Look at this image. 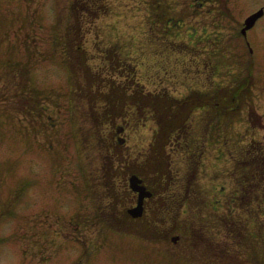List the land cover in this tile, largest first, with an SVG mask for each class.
<instances>
[{"label":"rangeland","instance_id":"rangeland-1","mask_svg":"<svg viewBox=\"0 0 264 264\" xmlns=\"http://www.w3.org/2000/svg\"><path fill=\"white\" fill-rule=\"evenodd\" d=\"M160 2L179 25L161 24L154 0H0V264H205L187 238L171 240L177 232L163 224L162 201L152 214L161 224L155 231L116 216L130 204L118 194L142 162L135 154L159 124L128 117L124 106L137 88L124 81L123 63L113 60L114 68L106 57L121 52L145 91L211 93L214 81L225 86L228 72L247 68L252 45L251 100L216 131L206 125L214 120L208 109V135L199 133L208 139L200 181L228 188L229 179L216 177L238 168L229 147L244 146L237 138H254V149L264 141V16L248 32L251 45L240 34L264 0ZM215 51L231 65L214 68ZM116 138H125L120 147ZM216 209L202 207L194 220L219 218L223 206ZM178 220L187 231L194 222L184 212ZM202 237L205 255H214Z\"/></svg>","mask_w":264,"mask_h":264},{"label":"trees","instance_id":"trees-1","mask_svg":"<svg viewBox=\"0 0 264 264\" xmlns=\"http://www.w3.org/2000/svg\"><path fill=\"white\" fill-rule=\"evenodd\" d=\"M154 1L159 2L157 6L158 8H163L160 12L161 15L158 20L161 24L164 23L170 26H176L180 23V21L169 17V13L166 12V7L160 2L161 0ZM195 6H197V4ZM127 66L125 65V67ZM126 71L129 74L130 70L128 68H126ZM134 74L135 70L133 69L130 72L129 79L134 78ZM249 75L250 74L248 73L245 76L238 75L227 85L222 86L219 84V86H217L223 87V94L226 97H223L222 101H219L214 96L212 97L211 101L216 103V112L230 113L229 111L233 112L237 109L236 101L239 102L240 97L244 95L245 90L247 92L249 89ZM191 100L192 97L178 98L167 93L142 95V101L140 102L141 109H137L136 111L140 110L139 112L143 117L152 115L159 124V129L152 143L151 151L141 164L140 171L146 177L161 176L166 182L167 176L169 177L170 173L172 174L171 178L174 177L173 174L180 176L181 170L175 167V163L177 162H175L176 160L173 162V159L171 158L172 150L178 151L179 153L181 152V161L187 165L184 166L185 168L198 167L192 157L194 149L193 138L188 137L189 126L192 123L189 116L196 106L203 103L201 101H194L191 103ZM218 103H225L229 111L225 109V107L218 108ZM200 121H202V119ZM162 135H164V138H161ZM252 144L253 143H250L249 145L241 148V152L248 155L243 156L241 160L242 162H246V166H242L241 163L239 164L241 182L242 184H245L244 186L246 187V189L241 192L242 195H247L250 183H252L253 186L258 184L261 185L264 179L263 165L261 163L262 150H254V148H252ZM168 147L170 150H168ZM156 184V182L153 183L155 186ZM155 189L161 190L163 188L161 185H158ZM252 191L253 195H249L247 197L254 200V202L251 201L245 205L242 204L239 206V208H242L240 213L239 211L234 212L233 209L229 207L226 212L227 215L223 216L220 221L217 217L210 216L209 218H205L204 231L209 240L210 238L214 240L215 237L218 238L216 235L217 231H215V229L221 226V231H224L226 234L222 237L224 240L222 249L213 245V249L216 252H222V255L229 257L231 242L233 239H236L240 248L243 249V253H246L247 257L250 259L252 256V261H254L253 264H261L258 259L260 258L261 252L264 251V205L260 202L262 194H255L257 191L255 189H252ZM169 193L171 192H168V195L172 197L173 202L176 203V199L178 198L177 195H171ZM184 195L185 194L183 192L181 197ZM173 202L170 203V207L173 205ZM205 206H209L206 201L198 207ZM218 242L219 241L217 240L215 243L218 244ZM243 253L241 251V253H239V257L244 256Z\"/></svg>","mask_w":264,"mask_h":264},{"label":"water","instance_id":"water-1","mask_svg":"<svg viewBox=\"0 0 264 264\" xmlns=\"http://www.w3.org/2000/svg\"><path fill=\"white\" fill-rule=\"evenodd\" d=\"M262 14H263V9H260L259 11L255 12L254 14L248 16V17L246 18V20H245L246 25H245V27L243 28V32H246V30H247L249 27H251V26L255 23L256 19H257L260 15H262ZM138 182H139V180L137 179L136 176H133V177L131 178V185H132V187H133L134 189H136V190H140V192H141V196H144V194H145V189H144V187L139 186V185H138ZM131 211H133V213H134L135 215H140V214H141V211H142V202L140 201V202H139V205H138L134 210H131Z\"/></svg>","mask_w":264,"mask_h":264}]
</instances>
